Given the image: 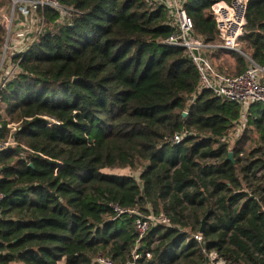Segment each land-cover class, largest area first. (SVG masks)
<instances>
[{"label":"trees","instance_id":"16d2710c","mask_svg":"<svg viewBox=\"0 0 264 264\" xmlns=\"http://www.w3.org/2000/svg\"><path fill=\"white\" fill-rule=\"evenodd\" d=\"M59 1L71 15L38 10L45 29L0 92V143L14 142L0 151V264H264V105L230 142L242 105L201 87L186 49L166 42L163 6ZM212 1L183 0L207 44L221 42ZM11 7L0 0V61ZM246 18L242 52L207 49L220 73L247 56L264 66V0ZM124 168L137 173L109 171ZM134 211L170 223L140 237Z\"/></svg>","mask_w":264,"mask_h":264},{"label":"built area","instance_id":"2783aa9c","mask_svg":"<svg viewBox=\"0 0 264 264\" xmlns=\"http://www.w3.org/2000/svg\"><path fill=\"white\" fill-rule=\"evenodd\" d=\"M248 1L213 0L210 3L209 9L216 21L221 42L207 44L196 37L193 21L184 7L183 0H148L151 7L163 6L167 10L168 23L175 29V33L166 42L186 49L200 72L201 87L212 89L216 96L224 100L239 102L242 105L243 113L235 127L232 141L242 134L251 104L262 103L264 105V66L246 55L249 64L244 71L237 75L220 73L212 65L207 55V49L222 48L242 52L240 39L246 33ZM45 8L55 9L60 13L62 19L65 16H70L73 10V8L62 5L59 0H12V7L3 13L1 25L7 33L3 53L9 54V57L2 55L3 58L0 61V92L12 79L16 70L14 57L20 55L19 58L22 59L29 47L45 29L46 23L37 16L38 10ZM195 50L198 51V55ZM9 126L16 128L17 124L10 123ZM182 138V135L177 134L173 140L179 143ZM11 144H14L11 140L0 143V151ZM3 200L4 194L0 191V216ZM115 208L119 213L123 212V209L118 206ZM133 213L137 214L136 230L140 237L149 230L151 223L165 225L170 223V219L165 214L145 216L137 211ZM197 238L201 240L202 236L198 235ZM97 260L102 264H112L109 258L103 256H98Z\"/></svg>","mask_w":264,"mask_h":264},{"label":"rangeland","instance_id":"374dc122","mask_svg":"<svg viewBox=\"0 0 264 264\" xmlns=\"http://www.w3.org/2000/svg\"><path fill=\"white\" fill-rule=\"evenodd\" d=\"M8 56L9 57V54L6 55L5 53H3V56ZM3 58V57H2ZM224 59L227 60L228 62V65H231V67H234V59H232L231 57H228V56H223ZM13 59V58H11ZM232 138H230V142H231ZM111 172H116V173H119V174H136L137 172L135 171H132L128 168H124V169H115V170H109ZM221 264V263H220Z\"/></svg>","mask_w":264,"mask_h":264},{"label":"water","instance_id":"95a60500","mask_svg":"<svg viewBox=\"0 0 264 264\" xmlns=\"http://www.w3.org/2000/svg\"><path fill=\"white\" fill-rule=\"evenodd\" d=\"M192 34H193V32H192ZM195 53L198 55V51H197V50H195ZM74 80H77V77H75ZM186 114H187V113L184 112V115H186ZM229 158L233 159V153H232V152H230V154H229ZM204 224H205V219H203V224H202L201 231L204 230Z\"/></svg>","mask_w":264,"mask_h":264}]
</instances>
